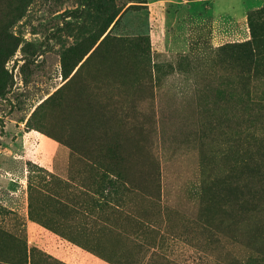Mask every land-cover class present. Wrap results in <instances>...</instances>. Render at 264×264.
<instances>
[{
    "label": "rangeland",
    "instance_id": "obj_1",
    "mask_svg": "<svg viewBox=\"0 0 264 264\" xmlns=\"http://www.w3.org/2000/svg\"><path fill=\"white\" fill-rule=\"evenodd\" d=\"M262 6L0 0V264H264Z\"/></svg>",
    "mask_w": 264,
    "mask_h": 264
},
{
    "label": "trees",
    "instance_id": "obj_2",
    "mask_svg": "<svg viewBox=\"0 0 264 264\" xmlns=\"http://www.w3.org/2000/svg\"><path fill=\"white\" fill-rule=\"evenodd\" d=\"M247 21L250 28V38L246 44L251 47L253 56L264 59V6L248 12ZM46 134L51 136L49 133Z\"/></svg>",
    "mask_w": 264,
    "mask_h": 264
},
{
    "label": "crops",
    "instance_id": "obj_3",
    "mask_svg": "<svg viewBox=\"0 0 264 264\" xmlns=\"http://www.w3.org/2000/svg\"><path fill=\"white\" fill-rule=\"evenodd\" d=\"M224 33V34H223ZM223 33H221L218 37H217V40H220L221 41V39H223V37L224 38H227V35H226V32H223ZM233 33H235L234 34V36L235 37H237V36H239V35H243V34H240V33H237V32H233ZM243 33V32H242ZM249 38H250V33H249ZM248 38V39H249ZM219 42V41H218ZM12 121H15V120H12ZM16 122H19V129H21L22 128V126H24V123L25 122H21V121H16ZM26 134H28V136H30V138H32V140L33 141H35V142H38V141H41V142H43L45 139H46V135L45 134H43V133H41V132H39V131H37V130H30V131H28V132H26Z\"/></svg>",
    "mask_w": 264,
    "mask_h": 264
}]
</instances>
